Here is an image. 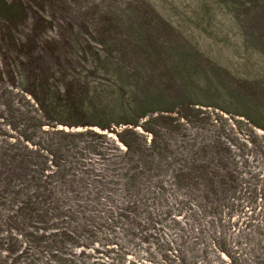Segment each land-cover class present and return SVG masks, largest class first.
<instances>
[{"label": "rangeland", "instance_id": "374dc122", "mask_svg": "<svg viewBox=\"0 0 264 264\" xmlns=\"http://www.w3.org/2000/svg\"><path fill=\"white\" fill-rule=\"evenodd\" d=\"M9 7L16 13L3 12ZM31 40V51L20 45ZM0 70V188L7 198L23 199L8 172L28 173L14 162L13 153L22 154L6 135L21 140L23 129L15 130L35 122V108L51 123L72 125L30 139L44 151L33 149L29 164L37 173L57 171L37 183L51 195H37L31 215L13 217L1 207L0 264H227L223 245L253 257L251 235L264 237V0H0ZM25 90L38 102L24 98ZM105 106L113 114L104 116ZM136 122L148 144L141 124L158 140L138 153L140 163L136 152L114 153L110 140L120 144L118 136L87 131ZM122 136L137 148L134 135ZM79 159L82 178L97 189V215L62 223L74 234L61 238L52 232L62 222L55 199L70 193L64 168ZM132 165L142 168L140 194L127 192L124 169ZM202 167L228 170L240 194L217 197V175L176 174ZM83 223L87 233L78 231Z\"/></svg>", "mask_w": 264, "mask_h": 264}, {"label": "trees", "instance_id": "16d2710c", "mask_svg": "<svg viewBox=\"0 0 264 264\" xmlns=\"http://www.w3.org/2000/svg\"><path fill=\"white\" fill-rule=\"evenodd\" d=\"M3 12H5L6 14L9 13L11 15V14H15L16 10L13 7H9V8H7V12L6 11H3ZM20 45L24 48H30V51H31L35 47V40H31V41L26 42V43L21 42ZM3 77H4V72L0 70V78H3ZM31 91L32 90H25L24 91L25 92L24 98H25V96H26V98H28L27 94H29L28 99L33 98L38 102L36 95ZM4 101H5V99H4ZM120 107L123 108L122 103L120 104ZM104 108H105V109H103L105 111L103 114L104 116H107V115L109 116V115L113 114V111H115V108L112 109L108 106H105ZM34 115L36 116L35 122H31L30 120H26L27 124H25V126L21 125L19 128H16L15 131L17 133H18L17 129H23V133H25V136L20 138L21 140L16 139V140H13L14 141L13 143H10L11 137L6 135V139H8L7 143H9L8 145L14 146L15 147L14 151L22 154L20 157H17L18 154L13 153L14 162L19 166H23L24 169L28 173V175H26L23 170L20 171L17 168L15 170H12L11 172L9 171L7 174L6 180H7L8 184H13V186H12L13 192L21 194V196L23 197V199L21 201L17 202L14 197H13V200L7 198V194H2L1 192H3V191L0 188V210H1V207L2 208L6 207L7 210L10 211V213L12 214L13 217H16V216L18 217L19 215H26V214L31 215L30 207H32L34 205V202L36 201V196L39 195L40 193H42V191H47L49 193V195H51L50 186L48 188H46L43 185V188L40 189V188H38L37 183L45 184L46 180H47L46 177L48 175H54L57 171V169H55V167H57V166L55 165V166H50V168L48 170H44V169L41 171L38 170L39 172L37 173L34 169V166L29 164L30 162H28L29 159L27 158V155H29V156L33 155L36 152L34 150L44 151L43 150L44 147L42 144H35L33 147V145L30 143V139L31 138H33V139L38 138V140H40V138L42 137L43 134H51V132L49 130L50 126L52 128H54L55 126H56L55 128H58L57 127L58 124L68 125L65 122H59L57 120L54 121L55 123H51L52 120H50L46 116L41 115L40 111L38 112L36 110V108L34 110ZM10 121H12V120H10ZM138 122L129 124L128 127L124 128L123 130L121 129L122 131L118 130L116 128L113 129V128L105 127V126H103V124H94V125L99 126L100 130L102 131L100 133L94 132L93 130H87V131H89L92 135H95L99 138L109 139L108 138L109 134H114V135L118 136V138L121 142L120 144L116 143L114 138L110 140V141H112V144L114 145L113 147L116 146L114 153H116L117 156L120 155L122 157H127V156L132 155L134 152H136V154L134 156H136L137 159H140V161L137 160L140 163L143 159L141 158L142 154H138V153H140V152L142 153L143 152V151H141L142 149L146 150V149L152 148L153 146H156L158 144V140H157L154 132L148 130L144 126V124H141L143 130L147 134H149L150 137H152L150 144H148L147 136H145L144 133L139 132V130L136 129L138 126H140V124ZM12 123H14V122L12 121ZM32 123H34V125H31ZM7 125H10V123L8 122ZM81 125L87 126L88 124H81ZM68 126L70 127L72 125L69 124ZM77 126H79V125H77ZM54 131L60 132L63 134L67 133V131L65 129H63V130L58 129V130H54ZM123 133L132 134V135H134V138L138 139L137 148H134L132 140H128V139H126V137L122 136ZM216 139L219 140L220 137H217ZM262 139L264 140L263 137H262ZM124 146H125V150H124ZM224 148H226V147H224ZM230 149L231 148L229 147L228 150L230 151ZM120 151H122L121 154L119 153ZM97 155H100L101 158L104 157L103 154H101V153H98ZM117 156H114V157H117ZM224 158L225 157L223 156L222 153H220L218 155V159L220 161L225 160ZM115 159L117 160L119 158H115ZM115 159H113V160H115ZM212 159L213 158H211L210 161H212ZM49 160H50V158H49ZM231 161H234V160L231 158ZM193 166L198 168V165L195 163L193 164ZM65 167L66 168L63 167L64 168V174H63L64 176H63L62 181H64L63 184L66 185L67 191H70V193L68 195L62 196L61 200L57 199V198L55 199V209H56L55 213H57L59 215L57 218L61 217L62 222L61 223L57 222L54 224L52 223L53 224L52 229H55L52 232H62L61 236H63V237H61V238L72 239L71 236L74 233L73 232L67 233V232L63 231L62 230L63 229L62 223L67 224V222H66L67 220H71V221L76 220L79 224V222H81V221H86V220H90V219L92 220L93 218H95L97 215V189L95 192L93 190H91L92 189L91 186H89L85 182V180L82 178V176L80 174V168H81L80 167V159L78 162V166L74 163V161L72 162L69 160L68 162H66ZM85 168H87V166L84 167V169ZM203 168L204 167L197 169V170L189 168L188 171H185L182 169H177L176 174L179 175L180 178L185 177V176H190V175L191 176L196 175L197 178H201L202 177L201 173H202L206 176L209 174V177L211 179L213 177H215V175H217V176H219V178H218L219 181H217V182H218V188L220 191L219 195L217 197L229 199V198H233L237 194H240V188L241 187H239V181L228 170L226 171L225 174L224 173L221 174L219 170H212L209 173L207 171V168H205V169H203ZM124 171L126 174V180L128 182V185H127L128 194H140V192L142 190L141 187L144 185L143 179H142V176H143L142 168L139 165L138 166L132 165V166H126ZM195 171H198V172L195 174ZM197 182H195L194 187H196ZM132 192H134V193H132ZM130 197H132V195ZM260 198H261V194H260ZM128 207H129V211H132V209L136 210L138 206L134 205L133 202H130V204H128ZM46 208L49 209L47 213H51L52 209H51L50 203L47 204ZM8 215L10 216L9 212H8ZM8 215H7V217H8ZM149 216H151V220L155 223L156 222L154 219L155 215L150 214ZM78 227H79L78 231H80L79 233H87L88 226L86 223H83L82 225H80ZM253 236L254 235H251V237H250V243L252 242V247H253L252 250L250 251L251 254L253 255V257L250 259L245 258V256L242 257L241 255L236 254L235 252H233L234 250L231 251L228 248H226L225 245H223L225 249L219 250V252H220V254H226L227 255V257L229 258V263H227V264H264V247H263L264 246L263 245L264 237L262 235H259L257 237H253ZM41 242H42L41 238L36 239V244H34V245H35V248L37 250H41V248H42ZM53 243H55V242H53ZM54 247H56V246H54ZM80 247H82V246L77 243L76 248L78 249ZM226 249H228L229 251L228 250L226 251ZM55 257L53 258V260L55 259ZM59 261L64 262L65 260L60 259ZM13 264H23V262H20L18 260L17 262H14ZM30 264H33V263H30ZM42 264H53V263L44 262ZM61 264H63V263H61Z\"/></svg>", "mask_w": 264, "mask_h": 264}]
</instances>
